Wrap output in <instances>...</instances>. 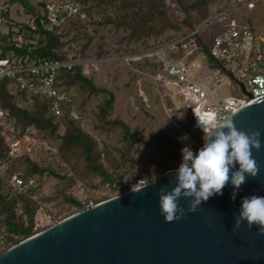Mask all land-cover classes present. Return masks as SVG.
Here are the masks:
<instances>
[{
    "label": "trees",
    "instance_id": "1",
    "mask_svg": "<svg viewBox=\"0 0 264 264\" xmlns=\"http://www.w3.org/2000/svg\"><path fill=\"white\" fill-rule=\"evenodd\" d=\"M59 0H11V4L18 2L29 17L35 18V28H31L28 21H13L7 15V30H0V59L8 58L13 65L37 64L45 59L72 60L84 58L83 50L69 58L66 53L64 37L73 31V39L82 37L86 42L91 41L87 19H91L92 12L98 11L100 16L91 23L98 26H111L125 33L128 41L126 49L130 53H142L149 45L150 38L158 39L165 30L173 29L178 34L158 39L157 45H163L175 40L179 36L199 27L206 20L215 18L225 12L236 9L239 4L235 0H193L184 5L182 0H70L78 12L69 18L64 31H47L39 23L42 13L47 10L48 4ZM173 1L184 8L185 16L181 21L170 18L169 3ZM215 4V6H214ZM105 11H109L106 12ZM182 24V25H181ZM186 29L181 31V26ZM180 31V33H179ZM204 33V32H203ZM21 34L25 42L16 47L13 44L15 35ZM82 35V36H81ZM201 32L196 37L199 42ZM100 38H103L100 36ZM124 39V37H123ZM134 40L142 45L139 51L129 46ZM207 43L211 37L206 36ZM106 52L100 50L96 57H102ZM182 54L181 42L177 43L176 50L170 56L180 57ZM142 60V61H141ZM138 65L144 63L150 66L155 73L154 66L147 57L141 58ZM11 80L0 78V109L3 117L0 123V163L5 161L7 168H0V253L14 244L36 233L35 214L41 202L53 200L49 196H42L39 188L47 177L56 178L54 199L62 197L61 206L51 212L53 218L60 217L61 212L75 213L82 210L89 203H97L114 195L125 192L134 183L132 171L127 166L132 159L131 154L139 152V131L132 130L122 120L110 119L109 115L115 102V94L106 87L97 86L90 76L82 72V64L75 63L69 69L62 68L56 77L57 87L72 95L73 101L62 106L59 116L49 110V100L27 93L13 91ZM72 90V91H71ZM82 97L79 102L78 95ZM91 95H101L98 104V119L100 132L107 137L109 131L120 127L118 142L115 146L109 142L99 140L97 136L85 130L80 123V116L74 118L77 112L76 105L82 107ZM171 101V99H170ZM169 101V102H170ZM184 131L190 133L201 145L204 143V133L194 128L193 115L186 111V120L180 122ZM34 136L47 142L55 149L51 153V164H44V160L22 153L12 159L8 157L7 138L21 139L24 136ZM196 148V147H195ZM195 151V150H194ZM64 165L61 172L58 167ZM161 172L170 168L159 164ZM58 170V171H57ZM18 174L23 179L34 178L32 185L22 193H17L9 184V177ZM148 172V177H152ZM125 179H128L125 181ZM80 182L87 194L84 200L79 199L66 190ZM69 216V215H67ZM66 217V216H65Z\"/></svg>",
    "mask_w": 264,
    "mask_h": 264
},
{
    "label": "water",
    "instance_id": "2",
    "mask_svg": "<svg viewBox=\"0 0 264 264\" xmlns=\"http://www.w3.org/2000/svg\"><path fill=\"white\" fill-rule=\"evenodd\" d=\"M230 119L237 130L261 133V148L251 150L259 173L246 174L235 199L230 183L195 212L187 211L190 198L181 197L185 216L167 223L157 193L175 184V169L168 170L155 185L90 204L12 245L0 253V264H264V234L258 226L242 221L234 228L241 198L264 196V97Z\"/></svg>",
    "mask_w": 264,
    "mask_h": 264
},
{
    "label": "built area",
    "instance_id": "3",
    "mask_svg": "<svg viewBox=\"0 0 264 264\" xmlns=\"http://www.w3.org/2000/svg\"><path fill=\"white\" fill-rule=\"evenodd\" d=\"M236 8L253 7L254 0H235ZM11 0H0V26L7 22ZM77 6L70 0H59L48 4L47 10L39 18L40 25L47 31H61L69 18L76 15ZM35 28V18L28 21ZM201 32L199 42L196 37ZM204 32V33H203ZM211 40L207 43L206 36ZM25 42V37L17 34L14 46ZM181 42L182 54H169ZM151 57L157 63L154 74L156 83L178 97L185 111H191L193 126H197V116L222 121L230 118L240 109L264 97V31L256 33L251 25L234 17V11L225 12L206 20L199 27L185 33L163 46H156L150 52L135 55L137 59ZM76 62L72 60L45 59L37 64L16 66L8 58L0 59V78L11 80L13 91H25L49 100V110L59 116L62 106L73 101L72 95L59 89L56 77L60 69H69ZM230 87L225 94L220 91ZM76 118V114H73ZM3 112L0 109V123ZM8 157L16 158L25 153L18 138H7ZM0 168H7L2 161ZM34 178L23 179L18 174L9 177L10 186L22 193L33 183Z\"/></svg>",
    "mask_w": 264,
    "mask_h": 264
},
{
    "label": "rangeland",
    "instance_id": "4",
    "mask_svg": "<svg viewBox=\"0 0 264 264\" xmlns=\"http://www.w3.org/2000/svg\"><path fill=\"white\" fill-rule=\"evenodd\" d=\"M29 1L35 3L37 0ZM190 1L193 0H182L184 5L190 3ZM169 6L167 10L169 14L171 13L169 17H175L181 21L185 16L184 8L173 1L169 3ZM233 11L237 20L248 22L256 33L264 31V0H254L253 7L245 6L240 10L234 8ZM100 14L98 11H93L91 19L86 18L88 31L91 35L90 42L87 43L82 37L74 40L73 31L64 37L66 53L71 58L83 50L84 58H76L73 62L82 64L83 74L90 76L95 85L106 87L114 92L115 102L109 118L122 120L130 129L139 131V152L131 154L133 157L128 161L127 166L132 171L134 183L141 178L150 180L151 177H148V172H151L156 177L163 174L159 169V164L169 166V170L177 169L182 160L181 149L183 147H190L195 153L203 145L197 142L190 133L184 131L181 126L180 122L186 120V111L183 108V104L177 100L178 97L174 95L171 97L170 92L162 88L154 80L155 73H152V68L144 63L138 65L136 62H141L142 60L137 59L135 53H130L126 49L128 39L125 37V33L109 25L98 26L91 23V20L98 18ZM9 19L13 21H29L30 17L24 13L23 7L18 2H14L10 6ZM185 29L186 26L183 25L180 30L183 31ZM0 30L5 32L7 30L6 25H1ZM64 30L66 28L62 31ZM176 33L178 34L173 29H167L158 36V39H163ZM100 36L103 38H100ZM157 40L150 38L149 45H152V47L147 48L143 52H150L156 46L165 45H157ZM129 46L134 48L136 52L142 47L134 40L129 42ZM100 50L105 51L106 54L98 58L95 55ZM147 58L151 62L153 61L151 57L148 56ZM229 90L230 87L227 86L222 88L220 92L226 95ZM78 96L77 102L80 101L82 94ZM100 101L101 95H91L90 98L86 99L82 107L76 105L77 112L75 114L80 116L81 126L89 133L97 136L99 140L109 142L116 147L120 146L121 143L118 142L120 127L110 130L108 137L100 132V128L96 127L101 123L98 119V104ZM181 116L183 118H180ZM185 135L187 139L182 138ZM20 144L22 151L28 155L44 160V164H51V153L55 148L47 142L28 135L21 138ZM58 170L64 172V165L62 168L61 166L58 167ZM56 183L60 184L61 182H58L56 178L47 177L44 184L39 188L42 196H49L53 200L41 202L35 214L34 228L36 233L72 214L63 211L60 217L53 218L51 212L56 211L58 206H61L60 203L62 201L61 196L54 199ZM83 188L80 182H76L66 190V193H72L79 199L84 200L87 194ZM130 188L131 185L128 190ZM90 204L93 203L88 205Z\"/></svg>",
    "mask_w": 264,
    "mask_h": 264
},
{
    "label": "clouds",
    "instance_id": "5",
    "mask_svg": "<svg viewBox=\"0 0 264 264\" xmlns=\"http://www.w3.org/2000/svg\"><path fill=\"white\" fill-rule=\"evenodd\" d=\"M194 115L197 117V126L204 133L203 146L195 153L190 147H183L181 163L175 169L174 186L168 189L165 185L158 189L159 210L167 223L179 221L185 216V208L178 203L181 197L190 198L187 211L195 212L203 201L214 194H222V189L229 183L233 186L231 198L235 199L246 174L256 177L259 173V166L252 158L251 151L261 148L259 130H237L230 118L218 121L197 116L195 112ZM182 138L187 139V136ZM237 164L239 167L235 168ZM156 182L155 175L150 180L141 178L131 185L130 191L140 192ZM114 199H120L119 191ZM242 221L249 228L257 225L258 233L264 234V196L241 198L239 213L234 217V228H238Z\"/></svg>",
    "mask_w": 264,
    "mask_h": 264
}]
</instances>
